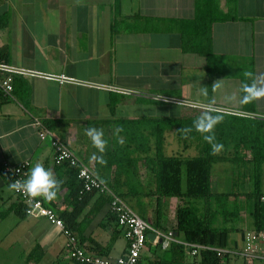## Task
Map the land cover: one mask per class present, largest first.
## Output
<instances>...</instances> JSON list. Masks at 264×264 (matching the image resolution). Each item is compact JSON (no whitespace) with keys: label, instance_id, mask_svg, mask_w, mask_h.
<instances>
[{"label":"crops","instance_id":"1","mask_svg":"<svg viewBox=\"0 0 264 264\" xmlns=\"http://www.w3.org/2000/svg\"><path fill=\"white\" fill-rule=\"evenodd\" d=\"M195 12L196 0H120L118 13L115 0L3 1L0 19L7 17V25L0 28V52L6 49L7 64L36 76L17 77L13 98H0V253H7L0 256V264H73L60 231L38 213L23 214L25 206L10 187L9 176L1 173L5 163L29 161L28 173L40 164L62 182L54 201L40 199L62 221V216L74 217L72 231L88 253L115 259L127 249L106 196L92 194L82 207L75 205L72 170L53 163V151L48 141H40L33 118L56 122L55 136L97 178L154 229L171 232L180 241L173 232L177 210L189 201L154 194L153 174L144 162L155 152L150 124L180 119L183 108L193 105L241 112L240 99L236 107L212 100L223 78L231 77L240 88L243 73L250 71L264 84V0H237V19L214 25L213 52L226 70L217 74L211 92L205 58L183 52L180 33L168 22L190 20ZM61 77L71 81L60 82ZM236 93L240 98L241 91ZM153 96L178 103L155 101ZM260 103L264 97L255 100L256 115L264 117L258 112ZM90 127L104 130V164L91 159L96 150L84 135ZM117 128L122 129L119 136L114 135ZM172 131L174 144L168 139ZM164 138L166 156H172L169 151L183 157L197 154L195 146L179 144L175 129L167 130ZM128 155L132 165L125 162ZM245 237L231 239V252L242 250ZM154 239L139 264H161L170 246ZM185 264H198V258L187 250Z\"/></svg>","mask_w":264,"mask_h":264},{"label":"trees","instance_id":"2","mask_svg":"<svg viewBox=\"0 0 264 264\" xmlns=\"http://www.w3.org/2000/svg\"><path fill=\"white\" fill-rule=\"evenodd\" d=\"M3 1L0 0V5ZM236 2L237 0H196V12L192 19L168 21L170 27H177L180 33L183 52L205 58L209 92L217 74H224L226 70L213 52V27L217 23L237 19ZM222 3L224 10L220 8ZM119 9L120 0H115L116 13ZM139 18L142 21L153 20ZM6 25L7 17H2L0 28ZM6 53V49L0 52V63L7 64ZM17 77L20 76H13V86L18 81ZM244 80L243 75L241 82ZM238 110L254 116L183 108L180 119H156L150 124L155 136V152L153 157L144 159V162L153 174L154 194L159 198H180L189 201L177 210L173 232L180 241L171 243L168 251L160 258L161 264H185L187 251L185 244L204 248L198 257H195L198 258V264H236L234 260L239 258L231 252V234L245 237L247 232L239 226L243 213L247 217V226L250 227L248 232L264 234V117L256 115L255 100L241 104ZM206 111L222 117L214 129L216 142L223 145L218 153L212 151L211 145L203 140L201 133L194 130L186 137L183 131L191 127L193 121ZM43 123L50 131H55L56 122ZM171 129H175L179 144L186 147L195 146L197 154L190 157L166 156L164 133ZM125 162L129 165L134 163L129 159V155ZM222 163L231 166V190L213 192L211 183L213 166ZM70 169L72 198L77 207H82L87 197L96 193L80 195L82 182L77 178V170ZM9 178L11 184V177ZM248 185L251 188L246 191L245 187ZM107 201L109 204V199ZM22 210L24 214L26 209ZM62 219L65 226L72 231L74 217L66 215L62 216ZM145 221L153 227L150 221L147 219Z\"/></svg>","mask_w":264,"mask_h":264},{"label":"built area","instance_id":"3","mask_svg":"<svg viewBox=\"0 0 264 264\" xmlns=\"http://www.w3.org/2000/svg\"><path fill=\"white\" fill-rule=\"evenodd\" d=\"M36 76V74L14 67L12 65L0 63V98H13V76ZM60 82H70L71 80L61 77ZM153 100L164 103L178 102L162 96H153ZM196 108L222 111L241 116H254L241 112H233L221 110L208 106H197ZM32 125L38 130L40 141H48L53 151V163L57 166H66L77 170V178L82 182V191L80 195L86 193H96L106 196L109 199L110 213L115 217L117 225L122 230L123 237L127 241L126 252L115 259L99 257L88 253L78 241L76 235L68 229L64 222L56 215V213L44 206L40 198L33 200L22 192L13 189L15 196L25 206L27 215L38 213L42 215L49 223L60 231L66 240L67 256L73 264H138L146 251L148 234L155 236V241L161 240L164 248H168L172 242L173 233H161L154 229L150 224L143 220L129 205H127L119 196L113 193L110 187L95 176L92 170L69 149L55 134L45 127L42 120L33 118ZM30 162L25 161L18 166L3 164V173L11 177L12 182L26 178ZM190 257H198L203 247L185 244ZM243 264H254L256 262H264V234L257 232H249L244 240L242 250L234 252Z\"/></svg>","mask_w":264,"mask_h":264},{"label":"clouds","instance_id":"4","mask_svg":"<svg viewBox=\"0 0 264 264\" xmlns=\"http://www.w3.org/2000/svg\"><path fill=\"white\" fill-rule=\"evenodd\" d=\"M245 80L241 83L240 103L242 105L251 103L252 101L264 97V84L257 81L253 73L246 71L243 73ZM251 81V82H249ZM202 89H206L203 88ZM206 95V92H202ZM222 117L219 114H213L206 111L198 116L191 127L183 129L185 136L194 130L201 133L203 140L211 145L212 151L218 153L221 151L223 145L216 142L214 129L221 121ZM122 129L117 128L114 135L119 136ZM84 135L89 140L91 146L96 150L91 159L104 164L103 153L105 152L107 141L105 133L102 128L90 127L85 129ZM10 187L18 192L24 193L26 196L35 200L42 198L46 201H54L62 187V182L53 177L52 172L44 166L37 164L31 168L26 178L16 180L10 184Z\"/></svg>","mask_w":264,"mask_h":264},{"label":"rangeland","instance_id":"5","mask_svg":"<svg viewBox=\"0 0 264 264\" xmlns=\"http://www.w3.org/2000/svg\"><path fill=\"white\" fill-rule=\"evenodd\" d=\"M220 8L224 10L223 4H220ZM237 90H240L239 84L236 80L232 79L231 77L223 78L221 81L218 82L217 86L214 88V92L212 94L213 98L212 100H216L218 102H221L225 105H229L236 107L239 101V95H237ZM212 91V89H211ZM241 94V93H240ZM236 105V106H235ZM259 106V111L264 112V103H260ZM178 109V108H177ZM181 112V111H180ZM179 115V113H175V116ZM171 138L173 141V144L176 142L174 140L175 138V133L172 131L168 134V139ZM168 152V148H167ZM170 154L172 155H177V153H174V151H169ZM173 152V153H172ZM184 156H187L186 154ZM192 156V155H190ZM231 177H232V169L229 164H215L213 166L212 170V182H213V189L216 192H228L231 190ZM251 188V186H246L245 190L248 191ZM243 202V201H242ZM132 208L135 211V208L132 206ZM136 212V211H135ZM137 213V212H136ZM139 216L140 214L137 213ZM141 217V216H140ZM250 222V221H249ZM246 225V226H245ZM247 217L243 213L241 216V221H240V227L248 232L250 230V227L247 226ZM238 237L240 234H231V239L233 237ZM1 255H7V253H0ZM10 255V253H8Z\"/></svg>","mask_w":264,"mask_h":264},{"label":"water","instance_id":"6","mask_svg":"<svg viewBox=\"0 0 264 264\" xmlns=\"http://www.w3.org/2000/svg\"><path fill=\"white\" fill-rule=\"evenodd\" d=\"M148 240H153L155 238L154 234L150 233L148 234Z\"/></svg>","mask_w":264,"mask_h":264}]
</instances>
